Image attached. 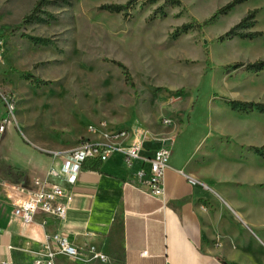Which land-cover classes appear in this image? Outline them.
I'll use <instances>...</instances> for the list:
<instances>
[{
  "label": "rangeland",
  "instance_id": "obj_1",
  "mask_svg": "<svg viewBox=\"0 0 264 264\" xmlns=\"http://www.w3.org/2000/svg\"><path fill=\"white\" fill-rule=\"evenodd\" d=\"M129 1L125 14L105 8ZM230 1L0 0V91L15 98L24 127L48 140L76 146L108 129H141L146 141L166 137L173 155H212V168L228 161L229 193L255 204L261 222L264 68L253 64L264 61V0H245L203 25ZM251 31L263 34L243 36ZM181 126L183 141L174 144ZM254 161L261 181L248 187ZM208 186L221 201L220 188ZM244 223L264 240L263 225Z\"/></svg>",
  "mask_w": 264,
  "mask_h": 264
},
{
  "label": "crops",
  "instance_id": "obj_2",
  "mask_svg": "<svg viewBox=\"0 0 264 264\" xmlns=\"http://www.w3.org/2000/svg\"><path fill=\"white\" fill-rule=\"evenodd\" d=\"M7 115L0 97V123ZM184 130L181 126L172 132L174 144L183 141ZM86 139L103 138L90 134ZM168 141L166 137L146 141L141 153L153 156L163 145L170 148ZM76 146L48 140L24 127L19 113L0 131V264H34L45 259V234L56 232L79 247L92 244L102 248L109 260L59 253L55 264H264V240L244 223L262 227L264 220L254 216L255 204L229 193L228 184L234 183H230L233 173L228 161L212 168V155L198 160L196 155H173L171 151L165 195L156 197L135 185L134 173L143 162L131 168L119 152L106 161L96 160V169L85 166L94 159L86 161L75 183L50 176V169L62 166L54 152ZM233 160L244 172V163L236 157ZM255 161L245 171L244 185L248 187L261 181ZM48 177L72 193L67 215L60 219L39 212L31 223H25L14 214V207L28 191L39 188L37 180ZM209 184L225 195L219 196L221 201Z\"/></svg>",
  "mask_w": 264,
  "mask_h": 264
},
{
  "label": "built area",
  "instance_id": "obj_3",
  "mask_svg": "<svg viewBox=\"0 0 264 264\" xmlns=\"http://www.w3.org/2000/svg\"><path fill=\"white\" fill-rule=\"evenodd\" d=\"M2 60L3 44L0 41V61ZM0 97L8 112L0 123V131H3L11 115L15 119L16 101L10 93L0 92ZM169 122L166 121V123ZM101 125L104 127L105 123ZM89 131L98 133L97 128L93 126L89 127ZM145 135L141 129L101 131L99 137L103 139L95 141L84 139L72 149L54 152L55 157L61 158L62 166L59 170L50 169L49 175H59L66 181L75 183L86 161L94 159L103 162L119 152L124 155L127 165L131 168L139 161L143 162V166L134 173L135 185L147 190L153 196L164 197L165 176L169 167L171 150L163 145L155 151L153 156H143L141 152L147 138ZM145 164L147 167L144 166ZM37 183L40 185L39 188L27 192L26 197L15 205L14 214L22 218L25 223H31L39 212L60 219L65 218L72 201V193L49 177L43 181L37 180ZM43 250L45 259H37L34 264H55L59 253L70 258L83 256L103 262L109 260L102 248L92 244L79 247L60 232L45 234Z\"/></svg>",
  "mask_w": 264,
  "mask_h": 264
},
{
  "label": "trees",
  "instance_id": "obj_4",
  "mask_svg": "<svg viewBox=\"0 0 264 264\" xmlns=\"http://www.w3.org/2000/svg\"><path fill=\"white\" fill-rule=\"evenodd\" d=\"M245 0H231L230 2H228L227 4H225L224 6H222L221 8H219L218 10H216V12L208 19L203 21V25H209L210 23H212L217 17H219L222 14L227 13L228 11H230L233 7H235L236 5L244 2ZM132 3L133 1H129L126 4H110V5H106L105 8L108 9L111 12H124V14L127 12V10H129L132 7ZM257 12V9L252 10L248 16H245L240 23L237 26H243L245 25L249 19H254L255 18V13ZM235 28L233 27L231 28L228 32L225 33L224 36H221L219 40H223L226 36H231L232 34H235ZM263 34L262 31H251L248 33H244V37H248V38H254V37H258L261 36ZM119 66H121L122 68H124V72L127 76H129L128 70L125 66H123L121 63H118ZM253 66L257 67L258 69H262L264 68V61H258L256 63L253 64ZM251 104L253 106H259V107H263L262 103H248ZM92 160V159H91ZM99 162L96 160L93 161H89L87 163H85V166L91 169H96L98 166Z\"/></svg>",
  "mask_w": 264,
  "mask_h": 264
}]
</instances>
